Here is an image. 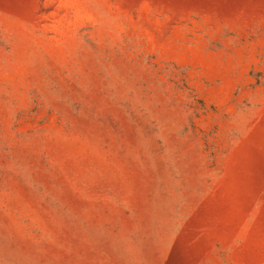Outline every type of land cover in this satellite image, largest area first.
I'll return each mask as SVG.
<instances>
[{
  "label": "rangeland",
  "instance_id": "1",
  "mask_svg": "<svg viewBox=\"0 0 264 264\" xmlns=\"http://www.w3.org/2000/svg\"><path fill=\"white\" fill-rule=\"evenodd\" d=\"M0 264H264V0H0Z\"/></svg>",
  "mask_w": 264,
  "mask_h": 264
}]
</instances>
